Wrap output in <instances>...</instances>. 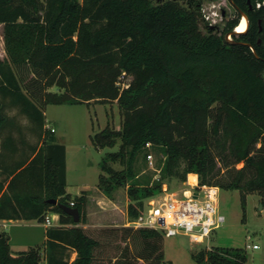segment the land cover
I'll return each instance as SVG.
<instances>
[{"label":"trees","instance_id":"trees-1","mask_svg":"<svg viewBox=\"0 0 264 264\" xmlns=\"http://www.w3.org/2000/svg\"><path fill=\"white\" fill-rule=\"evenodd\" d=\"M230 2L235 15L220 28L205 16L203 0H0V219L45 222L56 212L60 222L47 228L43 244L18 251L0 232V264H42L43 256L44 264H174L157 229L126 226L102 239L80 225L86 191L67 190L66 146L47 126L49 104L117 101L122 126L108 124L92 142L98 150L119 144L100 162L99 187L109 196L127 188L130 219L167 181L185 182L190 173L200 184L240 190L244 210L249 193L264 206V0ZM242 12L249 26L228 39ZM123 74L126 87L118 83ZM7 106L37 133L30 152L21 149L26 139L15 135ZM149 154L158 157V178L141 176ZM51 198L74 201L81 221ZM119 235L124 242L111 255ZM193 258L248 264L238 247L202 248Z\"/></svg>","mask_w":264,"mask_h":264},{"label":"rangeland","instance_id":"rangeland-1","mask_svg":"<svg viewBox=\"0 0 264 264\" xmlns=\"http://www.w3.org/2000/svg\"><path fill=\"white\" fill-rule=\"evenodd\" d=\"M186 3L187 0H179ZM204 13L211 15L213 24L222 28L227 19L235 15V8L230 0H203ZM215 11V12H214ZM214 12V13H213ZM225 12V15L223 14ZM243 18V17H242ZM232 39V36H229ZM0 55H6L4 43V28L0 23ZM125 86L130 77L119 79ZM53 91L60 90L59 87L50 88ZM7 112L14 118V132L19 137L24 136L26 144L20 143L21 149L30 152L29 145L39 144L37 133L32 131L29 119L20 114L17 108L7 106ZM46 121L48 126L57 129L55 137L57 142L66 146L67 152V190L72 195L81 194L83 191L91 189L90 194L94 195V200H89L86 206L87 227L93 235L104 239L108 235H113L110 231L119 230L129 222L127 208L129 197L126 187H119L115 190L113 199L105 196V193L98 187L99 175L101 173L100 162L108 151H115V147L96 149L92 142V135L104 129L108 124L120 128L123 123V114L117 101L100 103L92 101L90 104H49L45 108ZM156 151V150H155ZM155 151H153L155 153ZM20 153V152H19ZM157 154V153H156ZM161 156V155H160ZM158 157L153 156L152 161L148 158L141 160L145 166L146 173L153 174L154 178L159 177L156 161ZM116 169L123 168L120 162L114 163ZM190 180V179H189ZM167 186L171 191H181L186 187L184 182L178 178L167 181ZM182 195V191L179 193ZM102 202H98L99 198ZM220 209L225 215V223L215 230L210 238V245L216 247H238L246 251L248 264H264V206L261 195L249 193L245 210L242 205L241 192L238 189H222L220 191ZM111 255H115L118 248L121 249L124 241L120 235L115 236ZM43 244V243H42ZM258 244V248H253ZM248 245H251L249 248ZM26 246L25 248H28ZM204 248L193 243L187 235L176 234L172 236L164 235V251L168 260L174 264H195L193 252ZM75 253H73V257ZM45 257L42 258V264ZM113 263V262H112ZM100 264H111L109 261Z\"/></svg>","mask_w":264,"mask_h":264},{"label":"built area","instance_id":"built-area-1","mask_svg":"<svg viewBox=\"0 0 264 264\" xmlns=\"http://www.w3.org/2000/svg\"><path fill=\"white\" fill-rule=\"evenodd\" d=\"M209 18L211 15H206ZM123 74L121 78H124ZM118 83H122L119 81ZM123 85V84H122ZM128 86V83L123 86ZM48 126V125H47ZM52 131L55 127L48 126ZM150 146V143L147 144ZM148 158L152 161L153 155ZM187 179V185L181 191H171L163 186L162 192L146 200L144 211L136 218L129 220V225L135 228H153L166 236L184 234L189 239L204 248H211L209 243L212 233L221 227L226 217L220 209L221 188L213 184H200L198 180ZM74 205V201L71 202ZM59 213L48 212L45 223L49 226L59 223ZM250 248L251 245H248ZM253 248H258L254 244Z\"/></svg>","mask_w":264,"mask_h":264},{"label":"crops","instance_id":"crops-1","mask_svg":"<svg viewBox=\"0 0 264 264\" xmlns=\"http://www.w3.org/2000/svg\"><path fill=\"white\" fill-rule=\"evenodd\" d=\"M56 132H57V129L55 133ZM191 174H195L196 180H198V174L190 173L188 177ZM1 177H3V175L0 173V178ZM67 182H68V172H67ZM184 184L187 185V181H185ZM98 187H99V184H98ZM85 191H86V196H87V204H89V200H94L95 197L93 194H90L91 189H88L86 187ZM114 193L112 194V196H109L105 193V196L109 199H113ZM81 194H76V195H81ZM106 197L99 198L98 202H102L103 198H106ZM86 221H87V214H86V220L84 222H81L80 225L81 224L86 225L85 227H87L88 224ZM56 222L59 223V220L57 219ZM126 225H129V222H127ZM47 228H48V225L45 222H39L38 220L0 219V232L6 230L10 234V243L12 245V248L16 251L27 249L25 248L26 246L30 247L33 245L44 243L47 238ZM76 255L77 253H75L74 257L72 256V259H74Z\"/></svg>","mask_w":264,"mask_h":264},{"label":"water","instance_id":"water-1","mask_svg":"<svg viewBox=\"0 0 264 264\" xmlns=\"http://www.w3.org/2000/svg\"><path fill=\"white\" fill-rule=\"evenodd\" d=\"M242 17H246L248 21V16L245 12H242ZM248 26H249V21H248L247 27ZM236 32L238 31L235 28L233 31L227 33V38L230 39L229 36H232ZM49 202L54 203V204H60V206L64 209V211H66L68 214L73 216V219L75 222L79 223L81 221V213L77 207H73L65 203H59L58 199H55V198L49 199Z\"/></svg>","mask_w":264,"mask_h":264},{"label":"bare ground","instance_id":"bare-ground-1","mask_svg":"<svg viewBox=\"0 0 264 264\" xmlns=\"http://www.w3.org/2000/svg\"><path fill=\"white\" fill-rule=\"evenodd\" d=\"M247 24H248L247 18L246 17H243L241 19V21H240V24L236 27V30L238 32L245 31L247 29ZM190 180L191 181H195L196 180V175L195 174H191L190 175Z\"/></svg>","mask_w":264,"mask_h":264}]
</instances>
